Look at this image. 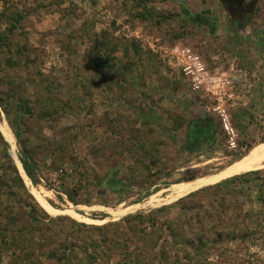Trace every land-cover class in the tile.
<instances>
[{"label":"rangeland","instance_id":"1","mask_svg":"<svg viewBox=\"0 0 264 264\" xmlns=\"http://www.w3.org/2000/svg\"><path fill=\"white\" fill-rule=\"evenodd\" d=\"M10 6L26 16L0 51V203L36 201L46 225L42 210L96 226L152 213L159 228L133 221L98 264H127L126 251L146 264H264V0L244 13L223 0ZM201 125L211 133L191 146ZM25 149L37 183L24 188L12 160ZM120 162L125 188L99 187Z\"/></svg>","mask_w":264,"mask_h":264},{"label":"trees","instance_id":"2","mask_svg":"<svg viewBox=\"0 0 264 264\" xmlns=\"http://www.w3.org/2000/svg\"><path fill=\"white\" fill-rule=\"evenodd\" d=\"M4 6L5 9L0 13V17L2 21L4 18V22L7 21L9 23V27L7 30L8 34L7 32L0 34V51L4 48L9 50V35L13 34L18 26H21L26 16L14 10L10 6V0H4ZM23 51L24 48L17 45L16 52L22 55L24 54ZM8 64L14 66L17 63L9 59ZM24 109L26 113L31 112L28 101ZM5 110L9 113L7 108ZM53 111V109L48 107L46 109L43 108L40 117L41 115L51 117L53 116ZM16 131V137L21 138L19 131ZM207 133H211V128L208 125L192 127L188 133L191 146L193 141L201 139ZM23 154L21 160L23 167L31 181L36 184L35 166L37 161L28 150L25 149ZM12 164L15 173V177L12 179L13 183L25 188L13 160ZM122 164L120 162L108 169L98 186L104 189L109 188L112 191L124 189V181L120 179L121 171L124 168ZM89 172V176L93 177V181H96L97 173L91 170ZM241 176L230 178V182L238 180ZM3 194V191L0 189V199ZM7 195L10 196L6 200L8 204L0 203V264L2 263L4 252L11 250H15L12 264H98L101 258L111 259L113 253H107V248H116L118 250L119 248L126 247L125 243H121L120 239L115 238L112 234L115 233L116 236L123 237L127 231L133 229L135 225H133V221L138 223V225H144L146 222L159 228V225L155 223V220L151 216L152 213L130 215L119 222L96 226L78 223L72 219L70 223H67L68 217L59 216L52 218L42 210V213L50 221L46 225L40 221V218L43 219V217L39 216L37 211L39 205L35 203L36 201L30 203L22 197L18 198L14 193ZM27 196L30 200H34L29 193ZM69 198L74 203H77L72 196ZM62 225H66L67 228L69 226V228H64ZM139 234L143 235L145 233L143 231L142 233L139 232ZM201 240L202 238L199 241L201 242ZM199 248L202 249L203 245ZM124 257L128 262L127 264H146L142 253L132 255V253L126 251Z\"/></svg>","mask_w":264,"mask_h":264},{"label":"flooded vegetation","instance_id":"3","mask_svg":"<svg viewBox=\"0 0 264 264\" xmlns=\"http://www.w3.org/2000/svg\"><path fill=\"white\" fill-rule=\"evenodd\" d=\"M225 2L226 5H233V6H237V8H239L243 13L246 9L253 7V5L256 3V0H249V3L246 2H240L239 0H223ZM250 13V11H248ZM243 17V15H242ZM239 21L236 20V24Z\"/></svg>","mask_w":264,"mask_h":264},{"label":"water","instance_id":"4","mask_svg":"<svg viewBox=\"0 0 264 264\" xmlns=\"http://www.w3.org/2000/svg\"><path fill=\"white\" fill-rule=\"evenodd\" d=\"M15 162H16L17 168L19 170L20 176L24 180V182L27 183L29 180L31 181V179L27 175V173L23 167V164L20 162V160H16Z\"/></svg>","mask_w":264,"mask_h":264},{"label":"bare ground","instance_id":"5","mask_svg":"<svg viewBox=\"0 0 264 264\" xmlns=\"http://www.w3.org/2000/svg\"><path fill=\"white\" fill-rule=\"evenodd\" d=\"M2 132V131H1ZM4 136V135H3ZM4 138L6 139V137L4 136ZM7 141V140H6ZM8 142V141H7ZM11 144V143H10ZM16 155V154H15ZM14 156V155H13ZM225 179H227V178H225ZM225 179H222L220 182H222L223 180H225ZM219 182V183H220ZM175 191V189L172 191V192H174Z\"/></svg>","mask_w":264,"mask_h":264}]
</instances>
